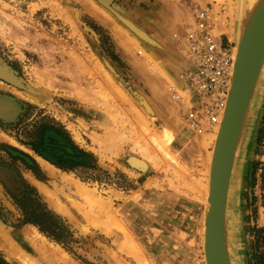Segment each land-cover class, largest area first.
Listing matches in <instances>:
<instances>
[{
    "label": "rangeland",
    "instance_id": "1",
    "mask_svg": "<svg viewBox=\"0 0 264 264\" xmlns=\"http://www.w3.org/2000/svg\"><path fill=\"white\" fill-rule=\"evenodd\" d=\"M181 1L184 32L158 35L115 13L119 0H94L122 26L113 36L76 0H0V264H207L221 123L196 131L171 87L196 6L215 8L214 33L236 48L250 15L248 0ZM40 130L36 150L27 142ZM235 164L230 259L264 264V67ZM27 190L67 240L26 220Z\"/></svg>",
    "mask_w": 264,
    "mask_h": 264
},
{
    "label": "water",
    "instance_id": "2",
    "mask_svg": "<svg viewBox=\"0 0 264 264\" xmlns=\"http://www.w3.org/2000/svg\"><path fill=\"white\" fill-rule=\"evenodd\" d=\"M260 9L240 43L233 87L213 157L211 206L206 221L207 264H232L226 245L225 218L239 142L264 67V4Z\"/></svg>",
    "mask_w": 264,
    "mask_h": 264
},
{
    "label": "built area",
    "instance_id": "3",
    "mask_svg": "<svg viewBox=\"0 0 264 264\" xmlns=\"http://www.w3.org/2000/svg\"><path fill=\"white\" fill-rule=\"evenodd\" d=\"M194 12L195 25L185 39L181 84L171 91L185 120L196 131H203L222 122L233 84L236 47L214 33L217 15L213 6H196Z\"/></svg>",
    "mask_w": 264,
    "mask_h": 264
},
{
    "label": "crops",
    "instance_id": "4",
    "mask_svg": "<svg viewBox=\"0 0 264 264\" xmlns=\"http://www.w3.org/2000/svg\"><path fill=\"white\" fill-rule=\"evenodd\" d=\"M85 9H91L93 16L96 17L105 27L111 30L112 35H123L122 26H118L116 20L108 19L106 14H110V10L101 9L102 5L94 0H76ZM121 5L116 8L115 13L120 16H128L132 20L138 22L145 29L152 30L155 33L163 34L171 30H185L183 21L185 17L182 14L183 9L187 6L186 2L182 4L180 0H119ZM185 1V0H184ZM195 2L206 3L208 0H194ZM194 3V2H192ZM101 4V5H100ZM177 4V5H176ZM103 6V5H102ZM101 6V7H102ZM103 8V7H102ZM110 10V11H109ZM126 10L127 14L124 12ZM168 11L174 12L176 15L170 23ZM124 12V13H123ZM170 24V25H169ZM184 32V31H183ZM155 35V34H154Z\"/></svg>",
    "mask_w": 264,
    "mask_h": 264
},
{
    "label": "bare ground",
    "instance_id": "5",
    "mask_svg": "<svg viewBox=\"0 0 264 264\" xmlns=\"http://www.w3.org/2000/svg\"><path fill=\"white\" fill-rule=\"evenodd\" d=\"M263 4H264V0H262L261 1V3L257 6L256 5V0H248V2H247V4H246V6L244 5L243 6V8L242 7H240L241 9H240V12L241 11H243L244 13H246V14H248V15H250V18H249V20H248V22H247V24H246V27H245V29H244V31H243V33H242V35H241V39H240V42L238 43V48H236V62H237V56H238V52H239V47H240V43H241V40H242V37H243V35H244V33L247 31V29L249 28V26L251 25V22H252V20L254 19V17L256 16V14L259 12V10H261L260 8L263 6ZM257 6V8L254 10V12H252L251 11V9L254 7V6ZM246 7V8H245ZM243 9V10H242ZM234 35V34H233ZM232 35V36H233ZM233 38V37H232ZM236 38H237V36H236ZM235 68H236V64H235ZM262 73V72H261ZM261 76V75H260ZM234 77H235V71H234ZM259 80H260V77H259ZM259 80H258V82H259ZM233 82H234V78H233ZM257 85H258V83H257ZM232 87H233V84H232ZM256 88H257V86H256ZM256 88H255V91H256ZM231 91H232V88H231ZM231 91H230V94H231ZM230 94H229V97H230ZM254 94H255V92H254ZM254 94H253V97H254ZM253 97H252V100H253ZM252 100H251V102H252ZM228 101H229V99H228ZM227 105H228V102H227ZM250 106H251V104H250ZM249 109H250V107H249ZM226 111H227V106H226V109H225V112H224V117H222L223 118V120H224V118H225V114H226ZM248 112H249V110H248ZM247 115H248V113H247ZM246 119H247V116H246ZM223 120H222V122H221V126H222V123H223ZM220 130H221V127H220ZM243 132V131H242ZM240 143V142H239ZM239 147V146H238ZM212 153V152H211ZM137 163V165H139V166H142V167H144L145 166V163L143 162H136ZM235 165L236 164H234V167H235ZM238 171H239V168L238 167H235V168H233V172H232V177H231V180H232V178H233V174H234V177H235V175H237V174H239L238 173ZM239 177V176H238ZM235 181V180H234ZM233 181V182H234ZM231 184H233L232 182L230 183V188H229V193H228V201H227V212H226V218H225V238H226V245H227V243H228V245H229V242H233L234 244H237V236L235 235V228H236V222H235V220H234V218H233V214H232V208H233V204H234V202H235V198H236V194H235V192H236V188H235V186L234 185H232L231 186ZM200 190H202V189H200ZM207 197H208V195H207ZM208 203V202H207ZM208 205H209V203H208ZM208 208H209V206H208ZM193 210V209H192ZM209 210V209H208ZM195 211H196V209H195ZM235 213V212H234ZM194 214V216H196L197 217V212H194L193 213ZM163 220V219H162ZM206 221H207V218H206ZM199 223V220H197V218H194L193 217V221H190L189 222V224H188V226L185 228V232L188 234V235H191V231L193 230V229H196L197 228V224ZM194 225H195V227H194ZM206 227V226H205ZM206 229V228H205ZM207 230V229H206ZM238 231V230H237ZM205 234H206V232H205ZM228 235H229V237H228ZM184 236V235H183ZM184 238V237H183ZM190 238H191V236H190ZM230 238V239H229ZM204 242V241H203ZM231 244V243H230ZM232 245V244H231ZM228 248V247H227ZM229 252V251H228ZM230 256V255H229Z\"/></svg>",
    "mask_w": 264,
    "mask_h": 264
},
{
    "label": "trees",
    "instance_id": "6",
    "mask_svg": "<svg viewBox=\"0 0 264 264\" xmlns=\"http://www.w3.org/2000/svg\"><path fill=\"white\" fill-rule=\"evenodd\" d=\"M38 132L39 133L36 134L37 136H31V138L27 142L30 147L36 150H40L43 147V142H41V139L39 138L41 135V130ZM27 188L29 189V187ZM26 192V197L24 198L25 201H23V199L21 201H18L19 205L24 207V215L26 220L38 225H42L46 227V229L53 231L57 239H59L60 241L67 240V236L65 234L67 228L62 223V220H60L57 216L51 214L49 211L44 209L43 206L39 203V201L33 197L35 195L33 191L27 190ZM30 202L32 203V206H30ZM1 212L2 210L0 209V215H2ZM258 232H260V230H258ZM262 253H264V251ZM253 255L255 257L260 255L259 251H257Z\"/></svg>",
    "mask_w": 264,
    "mask_h": 264
}]
</instances>
